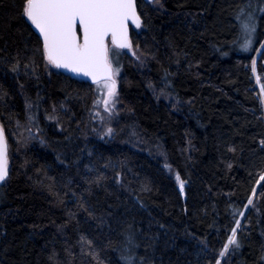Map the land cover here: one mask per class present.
I'll return each mask as SVG.
<instances>
[{"label":"trees","instance_id":"trees-1","mask_svg":"<svg viewBox=\"0 0 264 264\" xmlns=\"http://www.w3.org/2000/svg\"><path fill=\"white\" fill-rule=\"evenodd\" d=\"M160 3L137 2L142 61L112 48L106 137L89 127L97 84L47 65L22 0H0V264H215L236 219L221 264H264V0Z\"/></svg>","mask_w":264,"mask_h":264},{"label":"snow or ice","instance_id":"snow-or-ice-1","mask_svg":"<svg viewBox=\"0 0 264 264\" xmlns=\"http://www.w3.org/2000/svg\"><path fill=\"white\" fill-rule=\"evenodd\" d=\"M153 3L160 4V7L164 6L160 0H153ZM21 11L35 29H38L41 42L37 48L41 50L47 65H55L57 68H65L90 76L96 82L98 89L104 92V95L98 97L94 103H99L102 99L104 108L112 112L118 97L116 77L119 67L113 65L111 46L134 48L129 35V24L132 23L139 28L144 23L136 0H22ZM244 29L246 38L240 47L248 49L252 44L251 33L255 30V24L245 22ZM132 54L136 55V52L133 51ZM19 66L18 60L9 65L13 72H16ZM252 70L256 71L255 58L252 60ZM259 79L257 77L258 81ZM6 95V92L0 91V99ZM258 98L264 104V82L260 83ZM49 119H56V117L49 116ZM114 131L109 124L100 132V135H111ZM260 143L264 144V139ZM8 147L5 129L0 123V181H4L9 175ZM99 179L97 177V181ZM176 180L180 192L183 193L185 180L181 178L179 172L176 173ZM260 181H264V171L259 172V178L255 183L259 184ZM252 192L255 194V187ZM252 203L253 198L249 196L248 204ZM80 206L84 207L83 204ZM89 215L92 213L89 212ZM240 215L243 216L244 213ZM240 223L239 219L235 220L236 226L231 228V234L219 250L215 264H221V258L229 250L230 244L239 247L237 228ZM131 239L132 237L129 236V240ZM88 242L92 243L91 240ZM124 258L130 261L132 256L128 255ZM139 260L141 264H153L150 259L145 260L144 256H140Z\"/></svg>","mask_w":264,"mask_h":264},{"label":"rangeland","instance_id":"rangeland-1","mask_svg":"<svg viewBox=\"0 0 264 264\" xmlns=\"http://www.w3.org/2000/svg\"><path fill=\"white\" fill-rule=\"evenodd\" d=\"M110 41V40H109ZM116 46L115 45H112L111 46V48H115ZM124 51H127L128 53H131V55H133L132 53H133V51H135L136 52V55H134V56H136V59L138 60V61H142V59H138V57H137V51L135 50V48H133V49H123ZM139 54V53H138ZM143 57V56H142ZM144 60V59H143ZM51 67H53V68H56V66L55 65H51ZM58 69V68H57ZM117 92H118V90H119V78H120V73L118 72L117 73ZM97 88H98V86H97ZM98 97H102L103 95H104V92H102V91H100L99 89H98ZM165 99H166V101H168V103L169 104H171L172 102L170 101L171 99H169V98H167V96H165ZM169 99V100H168ZM117 104H118V97H117V99H116V103H115V106L113 107V110H112V112H108L105 108H104V105H103V101H102V99H101V101L99 102V103H94V110H93V115H92V122H91V124L89 125V127L90 128H94L95 129V127H96V129L94 130V132H97V134L98 133H100L101 131H103V129L105 128V127H107L109 124L113 127L114 125V117H115V115H116V113L114 112V110H115V108H116V106H117ZM28 130H29V136H28V139H31V140H33V138L36 136V134H35V132L31 129V127H28L27 128ZM112 135L113 134H111V135H108V134H105V135H103V136H106V137H112ZM228 252V251H227ZM226 252V253H227ZM225 253V254H226ZM225 257V256H224ZM223 257V258H224ZM222 261H223V259H222ZM221 261V262H222Z\"/></svg>","mask_w":264,"mask_h":264},{"label":"water","instance_id":"water-1","mask_svg":"<svg viewBox=\"0 0 264 264\" xmlns=\"http://www.w3.org/2000/svg\"><path fill=\"white\" fill-rule=\"evenodd\" d=\"M147 2H150V1H153V0H145ZM136 2H138V0H136ZM138 6V4H137ZM35 27V26H34ZM132 28H137L134 24L130 23L129 24V35L131 36V29ZM37 33H38V29H36ZM110 39V37H109ZM61 69H64L65 71H67L69 74L73 75L74 77H77V78H80V79H85V80H88V81H91L93 83H96L95 81L92 80V78L90 76H87V75H84L83 73H75V72H72L71 70L69 69H65V68H61ZM9 145V144H8ZM9 148V147H8ZM6 179V178H5ZM3 183V181H0V185ZM185 188V186H184ZM184 196V193L182 194Z\"/></svg>","mask_w":264,"mask_h":264},{"label":"bare ground","instance_id":"bare-ground-1","mask_svg":"<svg viewBox=\"0 0 264 264\" xmlns=\"http://www.w3.org/2000/svg\"><path fill=\"white\" fill-rule=\"evenodd\" d=\"M8 150H9V148H8ZM8 165H9V163H8Z\"/></svg>","mask_w":264,"mask_h":264}]
</instances>
